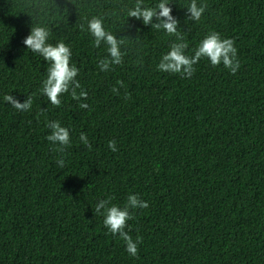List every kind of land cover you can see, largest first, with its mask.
<instances>
[{"label": "trees", "instance_id": "1", "mask_svg": "<svg viewBox=\"0 0 264 264\" xmlns=\"http://www.w3.org/2000/svg\"><path fill=\"white\" fill-rule=\"evenodd\" d=\"M169 2L185 54L216 31L234 41L235 74L203 57L191 77L158 70L180 41L128 17L136 0H0V264H264V0H196L207 5L198 21L191 0ZM93 16L124 41L107 71ZM35 26L70 47L88 108L41 92L49 62L23 44ZM49 121L69 130L63 156L46 139ZM130 194L149 204L129 209L135 257L94 212L101 199L123 208Z\"/></svg>", "mask_w": 264, "mask_h": 264}, {"label": "clouds", "instance_id": "2", "mask_svg": "<svg viewBox=\"0 0 264 264\" xmlns=\"http://www.w3.org/2000/svg\"><path fill=\"white\" fill-rule=\"evenodd\" d=\"M169 0H159V3L153 7L142 6L143 0H136L135 6L128 10L127 16L136 19H142L143 24L151 25V28L157 30L163 29L169 35H175L177 41L170 45L169 51L162 55L157 68L160 71L181 74L184 77H191L195 68L193 65L203 58L210 60L212 66L220 65L235 74L241 67L240 61L237 59V48L231 38H222L216 31H210L198 43L194 49V54L189 56L185 54L187 44L183 42V36L177 31L178 20L171 14L172 9L168 6ZM207 5H197L196 0H191L187 7L189 13L188 18L192 20H200ZM155 17L156 22L153 23ZM84 25H81L83 29ZM87 29L94 37V47H99L101 43H105L107 47L108 57L98 61L101 71H107L112 64H121L123 53L120 46L124 43L122 39H117L111 32L106 31L103 21L93 16L87 24ZM49 31L43 26L31 27L30 33L23 39V44L32 52L38 53L43 57L44 61L49 62L46 78L42 82L41 92L47 96L50 103L59 107L61 105V95L69 93L71 98L77 100L80 108H88V104L82 101L87 100V92L82 89L79 81L76 79L79 69L71 63V49L64 42L58 41L54 45L48 42ZM118 83L123 86L122 81ZM79 89V92L77 91ZM114 93L119 92L117 88H113ZM127 98V94H126ZM4 100L11 104L18 111H29L32 107V97H27L24 102L18 101L12 95H5ZM47 127L50 133L46 139L55 147L54 152H58L63 156L65 150L71 144L70 133L67 127L61 126L59 121H49ZM80 142L89 150L92 144L89 142L84 132L80 133ZM108 148L117 151L116 141L109 140ZM58 167L65 166V160L59 158L56 160ZM147 201L142 200L136 194H130L127 197V203L123 208L111 203V199L99 200L94 208L97 215L103 217V225L114 236L118 234L125 243V248L130 256L138 255V245L142 242V238L137 236L135 240L127 231H125L127 221L133 216L129 209L148 208Z\"/></svg>", "mask_w": 264, "mask_h": 264}]
</instances>
